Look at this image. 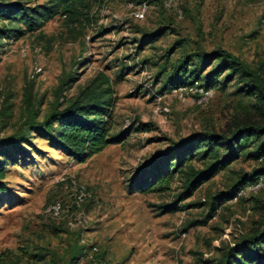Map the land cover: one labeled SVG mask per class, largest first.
Listing matches in <instances>:
<instances>
[{"label": "rangeland", "instance_id": "374dc122", "mask_svg": "<svg viewBox=\"0 0 264 264\" xmlns=\"http://www.w3.org/2000/svg\"><path fill=\"white\" fill-rule=\"evenodd\" d=\"M47 1L0 0L30 7ZM81 11L0 38L5 264H225L234 243L261 226L264 185L231 195L263 160L255 156L256 143L243 140L233 160L188 194L192 174L212 159L194 139L204 132L231 135L264 118L256 96L241 91L228 71L211 78L210 89L198 86L217 61L198 75L190 70L200 65L196 54L223 48L264 77V0H84ZM3 27L24 29L0 19ZM185 57L194 66L177 72ZM95 77L109 81L110 133L142 123L147 130H132L79 161L32 126ZM184 144L196 148L175 150ZM163 174L167 182L130 188L135 179L148 175L152 182ZM54 203L59 215L49 211ZM256 257L242 264H264V250Z\"/></svg>", "mask_w": 264, "mask_h": 264}, {"label": "trees", "instance_id": "16d2710c", "mask_svg": "<svg viewBox=\"0 0 264 264\" xmlns=\"http://www.w3.org/2000/svg\"><path fill=\"white\" fill-rule=\"evenodd\" d=\"M47 2V4L39 7L0 2V19L10 24L16 23L19 26H24V29L22 27H3L0 29V38L39 30L57 14L76 18L82 15L81 9L84 6V0H48ZM196 57L200 63L199 67L194 66L193 63L189 62L188 57H185L175 66L176 71L186 72L190 66H194L190 73L198 75L202 68L217 61V65L204 77V83L198 86L210 89L211 78L218 77L224 71H228V76L236 77L238 83L241 84V91L256 96V110L264 118V77L259 70L250 68L236 55L223 48H217L208 54H196ZM65 81L66 77L61 78L59 88L66 84ZM108 82L106 77H95L77 96L66 99L63 106L61 103L53 106L39 127L32 126L34 132H37L38 136L50 140L56 148L62 150L66 155L84 161L100 152L108 144L122 142L132 130H147V125L142 123L136 127L132 124L118 134L110 133L109 119L111 117L112 99L109 94L110 89L106 85ZM194 82L198 81L194 80ZM194 82L191 81L189 85H193ZM184 84L179 83L176 88ZM249 139L256 143L255 156L257 159L263 160V163L250 177L244 176L238 181L231 197H234L246 185L259 182L264 184V123H250L237 128L231 135L204 132L195 137V141L207 146V149L202 153L204 158L207 159L211 154L210 158L212 159L204 169L192 174L189 180L188 194L233 160L244 147L242 141L244 140L246 143ZM193 148L184 144L175 150H185L192 153L196 147ZM182 161L183 157L178 158L174 165L180 166ZM5 172L3 164L0 163V193L6 190ZM148 177L146 175L133 180L130 188L135 191H144L157 182L168 181L164 174L157 175L152 182L148 181ZM260 210L262 211L261 226L234 243L226 254L225 264L258 262L256 255L264 250V204L260 205ZM8 252H0V264L6 263Z\"/></svg>", "mask_w": 264, "mask_h": 264}, {"label": "built area", "instance_id": "2783aa9c", "mask_svg": "<svg viewBox=\"0 0 264 264\" xmlns=\"http://www.w3.org/2000/svg\"><path fill=\"white\" fill-rule=\"evenodd\" d=\"M142 9H138L135 12V16L136 17H142ZM263 183L259 182L256 184H251V185H247V188H251L252 190L254 189H258V187H260V185H262ZM264 185V184H263ZM244 189V188H243ZM240 194V191L239 193ZM82 196H83V191L80 190L79 194H78V200L81 201L82 200ZM49 211L53 214V215H59L60 211H61V207L59 203H54L52 206H50Z\"/></svg>", "mask_w": 264, "mask_h": 264}]
</instances>
